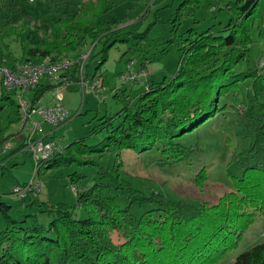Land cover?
<instances>
[{
  "label": "trees",
  "instance_id": "trees-1",
  "mask_svg": "<svg viewBox=\"0 0 264 264\" xmlns=\"http://www.w3.org/2000/svg\"><path fill=\"white\" fill-rule=\"evenodd\" d=\"M203 1L207 0H183L177 7L176 20L183 10L194 9ZM4 2L0 0V5ZM48 4L55 19L19 32L11 28L0 32L4 49H8L9 39L18 42L20 57L16 62L41 63L62 55L67 58L86 41L94 45L93 50L100 46L99 61H94L98 68L115 43L145 38V32L137 33L103 19L112 11L113 0H94L90 4L48 0ZM222 9L233 14L225 25L219 23V28L202 32L188 31L181 41L182 58L170 79L152 82L132 107L98 119L91 135L105 130L106 137L99 148L86 145L88 136L38 166L39 172L72 163L97 167L95 182L76 194V207L85 211V218H76L74 207L41 203L39 213L48 217L46 227L39 226L33 216L15 221L7 213L9 206L0 198V213L5 221L0 231V264H217L237 247L255 218L264 215V106L257 102L264 93V76L248 65L251 31L257 20L264 21V0H234ZM91 55L83 69L94 60ZM77 74L74 68V82ZM245 80L252 83L246 96L254 135L236 162L241 177L232 178L233 190L223 194L217 203L194 207L157 194L144 196L120 179V165L104 170L95 163V157L111 148L123 151L137 147H157L161 166L187 161L195 149L181 146L178 139L221 111L219 99ZM50 90L49 85L38 86L32 102ZM0 99L4 102L0 107L1 145L2 136L18 123L19 112L11 96L2 93ZM4 168L0 165V177ZM202 176L203 172L195 182L199 186ZM108 192L126 197L125 207H119ZM143 205L148 209L136 216L135 206ZM111 233L121 241H113ZM232 264H264V241L239 253Z\"/></svg>",
  "mask_w": 264,
  "mask_h": 264
},
{
  "label": "rangeland",
  "instance_id": "rangeland-1",
  "mask_svg": "<svg viewBox=\"0 0 264 264\" xmlns=\"http://www.w3.org/2000/svg\"><path fill=\"white\" fill-rule=\"evenodd\" d=\"M80 1L87 4L94 2V0ZM182 1L113 0L112 11L103 19L117 22L118 27L128 26L137 33L145 32V38L136 42L126 38L124 42L115 43L108 50L106 61L98 68L94 61H99L97 54L100 46L94 51V45L91 46L86 41L80 43L67 59L75 65L82 60V56L87 55L84 66L88 64L90 54L95 56L89 67L82 72L88 78L96 76L108 90L114 89L116 85L119 86V90L125 88L120 86L119 73H123L131 61H134L136 70L139 67L145 68L148 78L149 71H153L156 76L155 83L170 79L177 71L182 58L183 42L181 41L187 37L188 31L214 30L219 28V23L225 25L233 16L231 12L222 8L234 0H207L194 9L189 7L183 10L176 20L175 13ZM259 14L262 12L260 11ZM55 18L56 15L49 6L48 0H5L0 5V32L10 28L19 32L24 27L33 28L43 21H51ZM251 32L253 43L249 51L248 65L264 76V21L257 20ZM97 34L100 35L99 32ZM6 44L8 49H4V44H0V61L9 67L19 59L20 46L13 38ZM61 58L64 56L56 57V59ZM104 81H107L108 85ZM142 84L143 86L140 87L134 84L129 98L123 97L120 93L119 97L114 99L111 97L112 94L108 93L103 102L91 95L82 97L76 84L72 83L62 101L63 107L70 114L69 121L57 129L55 138L66 147L89 136L85 141L86 145L99 148L106 137V132L104 130L91 135L92 129L98 124V119L105 115H114L126 106H133V99L139 94L136 98L138 99L150 86L148 81L147 89H145L146 83ZM251 90L250 80L239 83L237 88L219 99L218 106L221 111L178 139L177 142L181 146L195 149L187 161L161 166L159 165L161 156L157 147L150 150L137 147L123 151L111 148L100 157H95L94 161L104 170H111L120 165V179L141 195L157 194L169 201L194 207L201 204L213 205L223 194L233 190L232 178L239 179L242 175L236 162L239 154L248 148L254 135L247 116L250 103L246 93ZM2 93L11 96L15 101V96L3 90L0 85V98ZM51 100L50 91L43 95L44 104L50 103ZM257 102L264 106V93ZM3 104L0 99V107ZM1 122L2 114L0 128ZM18 130V123L9 127L8 132L2 136L4 141L0 145V165L5 166L4 175L0 177V198L9 206L7 212L9 217L15 221H22L24 216H33L39 226L46 227L48 217L39 213L38 205L48 203L53 206L62 203L74 207L76 218H85V211L76 207V194L83 192L95 182L98 177L96 166L80 167L72 163L47 172L38 171L36 180L41 184V192L26 199L27 204L32 199L34 205L25 207L23 204L22 207L20 202L12 199L10 196L12 189L27 185L34 174L33 161L30 154L23 150V137ZM201 172L204 178L201 177L203 182L199 186L195 182ZM76 177L79 179L73 182ZM107 194L114 197L119 207H125L126 197L119 192ZM147 209L145 205L135 206L133 212L139 216ZM4 228L5 221L0 213V231ZM110 237L115 242L121 241L116 233H111ZM262 241H264V215L255 218L241 235L237 247L227 252L217 264H232L239 253Z\"/></svg>",
  "mask_w": 264,
  "mask_h": 264
},
{
  "label": "built area",
  "instance_id": "built-area-1",
  "mask_svg": "<svg viewBox=\"0 0 264 264\" xmlns=\"http://www.w3.org/2000/svg\"><path fill=\"white\" fill-rule=\"evenodd\" d=\"M86 56L73 65L67 58L46 59L41 63L14 62L9 67L0 61V85L3 90L15 96L19 112V129L22 133L23 150L30 154L34 165V174L27 185L12 189L10 196L16 201L35 196L41 184L37 178L38 166L62 153L64 146L55 138L58 128L69 121L70 114L63 107L65 93L72 83L76 84L82 97L91 95L103 101L106 94H115L119 88L108 90L96 76L88 78L83 74ZM74 66V67H73ZM77 69V80H72L73 70ZM147 71L143 67L134 68V61L127 64L126 70L120 74V86L131 87L134 84L146 83ZM40 85H49L52 100L43 103V96L32 102V94ZM45 127L50 128L45 131Z\"/></svg>",
  "mask_w": 264,
  "mask_h": 264
},
{
  "label": "crops",
  "instance_id": "crops-1",
  "mask_svg": "<svg viewBox=\"0 0 264 264\" xmlns=\"http://www.w3.org/2000/svg\"><path fill=\"white\" fill-rule=\"evenodd\" d=\"M147 70L149 71V69H148V65H147ZM119 74H121V72L119 73ZM149 74H150V77L147 79V81L149 82V84H151L152 82H154L155 83V78H156V76H155V74L153 73V71H149ZM154 78V79H151V78ZM105 82V84H107L108 85V83H107V81H104ZM138 85V86H137ZM143 86V84L142 83H139V84H136V86L137 87H140V86ZM117 86V85H116ZM113 87L114 89L115 88H118L119 86H117V87ZM125 89H127V90H125ZM133 89H134V85L133 86H131V87H125V88H121L119 91H117L115 94H113V95H111V97L112 98H114V99H116V98H118L119 97V95H120V93H122V96L123 97H126L127 96V98H129V96L131 95V93L133 92ZM79 90V89H78ZM110 90V89H109ZM111 90H113V89H111ZM110 90V91H111ZM125 90V91H124ZM141 90H142V88H141ZM142 93V92H141ZM141 95V94H140ZM138 96H139V94H138ZM137 96V97H138ZM136 97V98H137ZM133 99V102L135 103L136 102V100L137 99ZM106 99H105V97H104V100H103V102L105 101ZM129 104H130V102H129ZM129 107H132V106H129ZM2 113H0V115H1ZM13 119V117H11L10 118V120H12ZM14 125V124H13ZM50 130V128H48V127H45V131H49ZM18 131H20V129L18 130ZM40 192H41V189H40ZM40 194V193H39ZM38 197V196H37ZM18 202H20L21 203V206H24L25 205V207H28L29 205H31V204H33L34 205V201L32 202V199H31V201L27 204V202H26V200L22 203L21 201H18ZM24 204V205H23ZM33 205H31V207L33 206ZM30 207V206H29Z\"/></svg>",
  "mask_w": 264,
  "mask_h": 264
}]
</instances>
